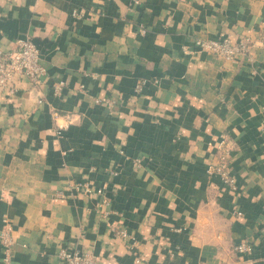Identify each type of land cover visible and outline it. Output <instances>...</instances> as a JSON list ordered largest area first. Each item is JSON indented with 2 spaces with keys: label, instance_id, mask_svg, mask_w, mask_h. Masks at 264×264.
I'll list each match as a JSON object with an SVG mask.
<instances>
[{
  "label": "crops",
  "instance_id": "1",
  "mask_svg": "<svg viewBox=\"0 0 264 264\" xmlns=\"http://www.w3.org/2000/svg\"><path fill=\"white\" fill-rule=\"evenodd\" d=\"M222 36L249 51L195 47ZM20 39L45 75L0 88V264H264V0H0Z\"/></svg>",
  "mask_w": 264,
  "mask_h": 264
},
{
  "label": "built area",
  "instance_id": "2",
  "mask_svg": "<svg viewBox=\"0 0 264 264\" xmlns=\"http://www.w3.org/2000/svg\"><path fill=\"white\" fill-rule=\"evenodd\" d=\"M141 32L145 33L146 30L142 28ZM195 47L214 56L230 60L240 55H245L249 51V40L244 39L236 43L230 37L225 36L220 39H197ZM44 75L45 70L41 64L40 50L32 40L20 39L16 47L11 51L3 52L0 50V88L11 87L16 76L26 78L33 87H37ZM61 86L55 87L57 95L61 93ZM142 90V86H138L136 89L137 92H142ZM229 152L228 143L226 139H223L218 148L217 164L209 169V173L219 176L223 184L235 190L236 180L227 171ZM99 193L102 194V191L100 190ZM120 235L124 234L120 233ZM0 241L2 246L8 251L13 244V237L9 229L5 228L0 231ZM235 249L236 252L243 255H251L253 253V246L250 241L239 243ZM58 256L62 264H96V261L89 254L77 250L70 251L62 248Z\"/></svg>",
  "mask_w": 264,
  "mask_h": 264
}]
</instances>
